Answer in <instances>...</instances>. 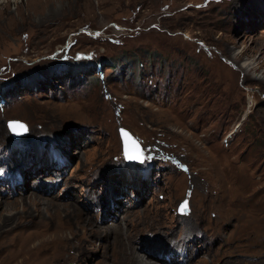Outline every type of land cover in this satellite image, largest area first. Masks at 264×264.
Segmentation results:
<instances>
[{"label":"rangeland","instance_id":"374dc122","mask_svg":"<svg viewBox=\"0 0 264 264\" xmlns=\"http://www.w3.org/2000/svg\"><path fill=\"white\" fill-rule=\"evenodd\" d=\"M263 51L264 0H0V164L32 166L18 188L0 182V264H122L109 226L131 208L137 242L153 237L143 225L159 205L166 228L194 224L182 233L197 239L193 264H264ZM15 118L27 125L17 137ZM119 126L140 141L147 172L125 162ZM31 153L50 171L39 175ZM46 200L79 213L50 217ZM22 219L56 226L47 236ZM139 244L124 254L161 264Z\"/></svg>","mask_w":264,"mask_h":264},{"label":"bare ground","instance_id":"6f19581e","mask_svg":"<svg viewBox=\"0 0 264 264\" xmlns=\"http://www.w3.org/2000/svg\"><path fill=\"white\" fill-rule=\"evenodd\" d=\"M14 1V0H13ZM254 3V2H253ZM256 4V3H255ZM256 7V6H255ZM256 8H258V7H256ZM256 10V9H255ZM233 43V46H235L236 45V42H234V41H232ZM246 49H250V48H243V50H246ZM264 52V51H263ZM264 55V54H263ZM249 78V76H246L245 75V78ZM106 95V94H105ZM24 106V105H23ZM110 107H111V105H110ZM22 109V108H21ZM102 110V109H101ZM104 110V109H103ZM103 113V112H102ZM106 117H107V115H106ZM113 120V119H112ZM4 131V130H3ZM2 134V126L0 125V135ZM66 145V144H65ZM64 145V146H65ZM157 145L155 144V147H156ZM67 147V146H66ZM152 148V147H151ZM159 148V147H158ZM169 148V147H168ZM30 149H33L32 147H26L25 148V151H27V150H30ZM166 149V148H165ZM175 149V148H174ZM150 150V149H149ZM151 151V150H150ZM175 152V151H174ZM148 153V152H147ZM163 153V152H162ZM177 153H179V152H177ZM150 154V153H149ZM164 154V153H163ZM181 154V153H180ZM154 155V154H153ZM169 155V154H168ZM173 156H175V155H173ZM161 157V156H160ZM29 158H31V160H29L33 165H34V167H35V170L36 171H40V173H39V175H41V174H43L44 173V171H46V170H48V171H50V169L48 168V166L46 165V164H49V162H47V163H45V164H42V165H38L40 162H41V159H42V156L41 155H39V154H37V153H31V157H29ZM156 158H157V156H156ZM164 158V157H163ZM171 158V157H170ZM158 159V158H157ZM174 159V158H173ZM172 159V160H173ZM149 160H150V158H149ZM178 160V159H177ZM0 161H3L4 162V159L2 158V157H0ZM223 160H221V162H222ZM29 162V163H30ZM219 162V161H218ZM26 163V162H25ZM25 163H21L20 162V164H15V167L19 170V171H21L24 175H25V178L27 179V176H29L31 173H32V166H29L28 168L25 166ZM181 163V162H180ZM223 163V162H222ZM31 164V165H32ZM51 164V163H50ZM221 164V163H220ZM179 165V164H178ZM227 165V164H226ZM173 166V165H172ZM225 166V165H224ZM51 167V166H50ZM231 168V167H230ZM46 169V170H45ZM228 169H229V166H228ZM191 170V169H190ZM199 170V169H198ZM230 170V169H229ZM231 170H232V168H231ZM58 171H61V169L60 170H58ZM195 171V170H194ZM184 172V171H183ZM222 172H224L223 170H222ZM226 172V171H225ZM196 173V172H195ZM199 173V172H198ZM225 174H228L227 172L225 173ZM238 175V174H237ZM29 178V177H28ZM63 178V177H62ZM181 178V177H180ZM184 178V177H183ZM236 178V177H235ZM235 178H234V180H235ZM64 180H66V177L65 178H63ZM179 181V180H178ZM182 181H180V182H178L179 184L181 183ZM197 182V181H196ZM39 183V182H38ZM38 183L36 184V186H35V188L36 189H38V190H40V191H42L41 189H43V187L44 186H46L45 184H39L38 185ZM69 183V182H68ZM179 184H177V185H175V186H177L179 189H180V185ZM185 184V183H184ZM174 186V187H175ZM183 186V185H182ZM186 186V185H185ZM14 188H18V182H16L15 184H14V186H13ZM52 187H53V185H52ZM152 188V187H151ZM189 188V187H188ZM183 189H185L184 187H183ZM14 190V189H13ZM37 190V192H35V191H31V192H33L34 194L35 193H38L40 196H42V197H44L43 195H42V193H39V191ZM158 190H160V189H158ZM206 190V189H205ZM210 190V189H209ZM169 191V190H168ZM195 190H193V192H194ZM153 192V191H152ZM159 192V191H158ZM187 192V191H186ZM192 192V193H193ZM198 192H200V191H198ZM209 192V191H208ZM2 192L0 191V198L2 197V194H1ZM70 194H72L71 192H69ZM164 193H165V191H164ZM195 193V192H194ZM161 194V193H160ZM201 194V193H200ZM199 194V195H200ZM19 195H21V196H23L22 194H19ZM106 195H107V193H106V191H105V194H103L102 195V197H101V199H100V201L102 200V199H105V197H106ZM117 195V194H116ZM125 195V194H124ZM196 195V194H195ZM198 195V196H199ZM55 196H56V194L55 195H53V196H51L50 198H49V200H51L52 202H55L56 203V199H55ZM210 196H211V194H210ZM222 196V195H221ZM29 198H32L34 201H38V202H41L42 200H40V199H38L39 197H37V196H28ZM208 197V196H207ZM3 198V197H2ZM14 198V197H13ZM12 198V199H13ZM45 198H48V197H45ZM196 198V197H195ZM217 198V197H216ZM226 198V197H225ZM4 199V198H3ZM214 199V198H213ZM220 199V198H219ZM219 199L217 198L216 200H218L219 201ZM227 199V198H226ZM5 201H9L8 199H4ZM11 200V199H10ZM225 200V199H224ZM224 200H222L223 201V205H224V203L226 202H224ZM228 200V199H227ZM77 201V199H76V196L74 197V199H73V201H71L72 203H74V204H76L75 202ZM86 201V200H85ZM133 201V200H132ZM213 201V200H212ZM211 201V202H212ZM46 202H47V204L50 206V207H54L55 208V210L52 212V213H50L49 214V216L50 217H53V216H56V213L58 214L60 211V209H65V211L66 212H68V213H70L72 216H73V214H77V213H79L77 210H76V208H75V206H73V205H67V206H65V205H57V204H54V203H52V202H50V201H48V200H46ZM229 202V201H228ZM12 203H14V201L13 202H9V203H6L7 205L8 204H12ZM58 203V202H57ZM135 203V202H134ZM213 203V202H212ZM104 204V203H103ZM133 204V203H132ZM201 204V203H200ZM204 204V203H203ZM215 204V203H214ZM221 204V203H220ZM228 203H226L225 205H227ZM77 205V204H76ZM165 205V204H164ZM202 205V204H201ZM218 206H219V204H217ZM69 206L71 207V209L69 208ZM160 207L158 208V213H157V216H156V218L154 219H151V220H149L148 222H149V224L150 225H143V228H144V231L143 232H145V233H148V232H151V233H154V235L155 236H153V237H150V236H148V237H145V236H142V237H140V241L139 242H137V236L138 235H140V234H138L137 236H135V235H132L133 234V232H134V228H133V225H138V224H134V223H128V222H126V217H128L129 215H131V213L133 212V211H135L134 209H131V208H123V209H125L124 211H125V213H124V215L122 216V218H120V219H117V221L114 223V224H112L111 226H109V227H112V228H116V229H118V228H120L119 230L120 231H112L111 232V237L113 238L112 239V243H110L109 242V246L111 245L112 246V249H115V251H116V253H117V250L116 249H118L119 250V252H120V254L121 255H119L120 257L119 258H121L122 260H117L118 262L120 261L122 264L124 263V264H155V263H153V262H151V261H147V260H143V259H137L136 258V256L134 257V256H130L128 253H130V252H132L133 251V249H132V247L134 248V243H140L139 245V251L138 252H140V253H142L143 255H145V257H147V258H152V259H155V260H157V261H159L161 264H181L179 261H180V257H178V259H176V249H177V247L176 246H180L181 247V250L182 251H184V250H187V253H188V258H187V260H186V262H185V264H193L194 263V260L191 262V260H192V258H193V256H192V249H193V246L195 245V242H196V238L194 237V238H190L189 236L187 237V238H184V237H182V233H187V232H189V234H191L190 232H192L193 231V229H194V224L193 223H191L190 221V224L188 223H185L186 224V227H181V229L180 230H178L177 232L174 230V228L173 229H169V228H166V226H164V224L162 223L163 221L161 220V217L163 216V214H164V212H163V209L161 208V205H159ZM228 206V205H227ZM121 207H123L122 206V204H121V201H117V200H115V204H114V206H113V208L115 209V211H116V213H117V210H120V208ZM198 207V206H197ZM200 207V206H199ZM203 207H205V206H203ZM212 207V206H211ZM233 207V206H232ZM235 207V206H234ZM66 208H68L69 210H66ZM150 208V210L152 209V207H148V206H144V207H142V209H138V211L139 212H147V211H145L146 209H149ZM157 208V207H156ZM156 208H154L155 210H156ZM195 208V207H194ZM122 209V210H123ZM206 209V208H205ZM121 210V211H122ZM65 211H64V213H65ZM205 211V210H204ZM214 211V210H213ZM216 211V210H215ZM106 212V211H105ZM217 212V211H216ZM136 212H134L133 213V215L135 214ZM201 213V212H200ZM205 213V212H204ZM112 213H111V211H109V212H107L106 213V216L107 217H110V215H111ZM213 215H214V213H213ZM212 216V215H211ZM135 217V216H134ZM139 217V216H138ZM142 217H145V215L144 216H142ZM152 217V216H151ZM182 217H184V216H182ZM164 218V217H163ZM184 218H186V217H184ZM210 218V217H209ZM234 218H236V217H234ZM233 218V219H234ZM62 219V218H61ZM237 219V218H236ZM51 220V219H50ZM145 221H147V219H144ZM190 220V219H189ZM81 221L83 222V224H84V226L83 227H85V225L87 224V220L86 219H81ZM239 221V220H238ZM31 222H33L34 223V225L36 226V227H34L35 228V231H33V232H38V233H42V234H49V233H52L53 232V228L56 226H54L53 228H52V226L51 225H49L47 222H45V221H42V220H39V219H33V221L32 220H27L26 221V219H22V220H20V222L18 223V224H20V225H25V224H30ZM71 222V221H70ZM77 222V221H76ZM51 223V222H50ZM67 223V222H66ZM17 224V225H18ZM63 224V223H62ZM87 225H90V226H92V228L91 229H93V225L92 224H90V223H88ZM68 226V225H67ZM71 226H72V224H71ZM24 227V226H23ZM59 227V226H58ZM73 227V226H72ZM61 228V227H60ZM95 228H96V230H98L99 229V227L98 226H95ZM107 230L108 229H106V232H105V229H104V232H105V235H106V233H107ZM3 231H5V230H3ZM55 231H57V230H55ZM99 231V230H98ZM201 231V230H200ZM58 232V231H57ZM65 232H67V231H59V233L58 234H61L60 235V239H62V238H65V236L63 235V233H65ZM142 232V233H143ZM126 234H127V236H126ZM168 235V238H170L171 237V239L173 238L174 239V242L172 243V244H170L169 242H168V238H167V240L166 239H164V235ZM188 234V233H187ZM187 234H186V236H187ZM47 236H50V234L49 235H47ZM47 236H45V237H47ZM264 237V236H263ZM126 239H129V240H131V242H130V244L129 245H127V241H125ZM186 239H188V240H186ZM245 239V238H244ZM201 240H202V242L203 243H206V238L204 237V234H201ZM11 242H8V244H7V246L6 247H8L7 249L8 250H11V251H13V250H15L17 247H19L18 246V242L14 239L13 241L12 240H10ZM127 242V243H126ZM121 243H124V245H125V247H126V251L125 250H122V249H120V245H121ZM142 243V244H141ZM259 244H262V243H259ZM197 245V244H196ZM255 246V245H254ZM169 247V248H168ZM201 247H203V244L200 246V248ZM127 249H130L131 251L130 252H128L126 255L124 254V253H126L127 252ZM171 249H173V250H175V251H172ZM204 249V248H203ZM134 250L135 251H137L135 248H134ZM156 250V251H155ZM162 251H165V253H170L171 252V254H170V256L168 257V258H166V257H162V255L160 254ZM197 251H199V248H197ZM205 251V250H204ZM136 253V252H135ZM157 253V254H156ZM32 254V253H31ZM43 254L44 255H46V256H50V257H52V256H54V254H55V251H54V249H53V247H46L44 250H43ZM125 255V259L123 260V255ZM130 254H134V253H130ZM190 254H191V256H190ZM174 255V256H173ZM72 256V255H71ZM183 256V258L185 257V255H182ZM175 257V258H174ZM4 258V257H3ZM48 259V258H47ZM57 259H59V258H56L55 259V262H57L58 263V261H57ZM62 259V258H61ZM69 260V259H68ZM65 261V260H64ZM124 261V262H123ZM60 262V261H59ZM48 264H49V262H48ZM183 264V263H182Z\"/></svg>","mask_w":264,"mask_h":264},{"label":"water","instance_id":"95a60500","mask_svg":"<svg viewBox=\"0 0 264 264\" xmlns=\"http://www.w3.org/2000/svg\"><path fill=\"white\" fill-rule=\"evenodd\" d=\"M8 125L14 137L20 136L27 132V125L22 120L16 118L9 119ZM15 125H23V128L15 127ZM119 132L122 138V144L125 155H126V150L132 152L134 151L135 148L138 147L140 151V158H142V151H141L142 148L139 140L127 128L123 126H119ZM185 202H187V199L184 198L180 204V209H181V205L184 204Z\"/></svg>","mask_w":264,"mask_h":264},{"label":"snow or ice","instance_id":"6c2138e0","mask_svg":"<svg viewBox=\"0 0 264 264\" xmlns=\"http://www.w3.org/2000/svg\"><path fill=\"white\" fill-rule=\"evenodd\" d=\"M15 127H20V128H23V125H15ZM135 143V142H133ZM126 158L127 159H140V151L137 148L134 149V151L132 152H129L126 150ZM182 212H186L187 210V202H185L184 204L181 205V209H180Z\"/></svg>","mask_w":264,"mask_h":264}]
</instances>
